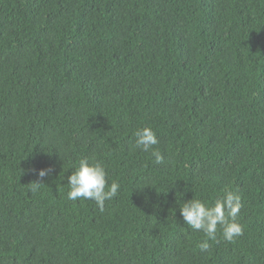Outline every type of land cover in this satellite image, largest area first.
Segmentation results:
<instances>
[{
  "label": "trees",
  "instance_id": "1",
  "mask_svg": "<svg viewBox=\"0 0 264 264\" xmlns=\"http://www.w3.org/2000/svg\"><path fill=\"white\" fill-rule=\"evenodd\" d=\"M224 190L243 235L201 251L180 203ZM0 264H264V0H0Z\"/></svg>",
  "mask_w": 264,
  "mask_h": 264
},
{
  "label": "clouds",
  "instance_id": "2",
  "mask_svg": "<svg viewBox=\"0 0 264 264\" xmlns=\"http://www.w3.org/2000/svg\"><path fill=\"white\" fill-rule=\"evenodd\" d=\"M134 136L136 148L150 151L158 164L164 161L162 153L154 147L159 144V139L151 126L138 127ZM72 169L67 182V199L94 200L103 212L105 202L118 195L119 183L112 181L109 184L103 163L88 157L78 159ZM51 171L50 168L38 171V180L31 186L33 192L39 189L43 178L50 175ZM242 206L241 195L232 190H224L223 196L211 203L195 194L192 199L180 203V215L190 229L204 234L205 239L199 242L198 247L201 251H207L210 248L209 241L218 239V230L221 238L227 242H234L243 235V225L237 220Z\"/></svg>",
  "mask_w": 264,
  "mask_h": 264
}]
</instances>
